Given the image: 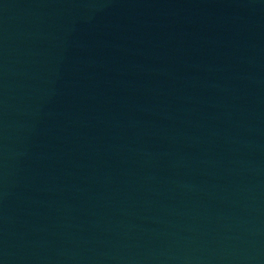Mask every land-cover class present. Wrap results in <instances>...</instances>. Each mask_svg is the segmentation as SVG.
<instances>
[{
  "label": "water",
  "instance_id": "95a60500",
  "mask_svg": "<svg viewBox=\"0 0 264 264\" xmlns=\"http://www.w3.org/2000/svg\"><path fill=\"white\" fill-rule=\"evenodd\" d=\"M264 97V0H0V264H123Z\"/></svg>",
  "mask_w": 264,
  "mask_h": 264
}]
</instances>
